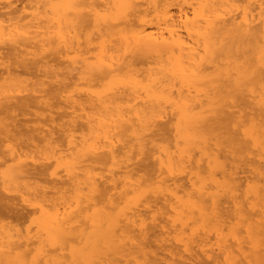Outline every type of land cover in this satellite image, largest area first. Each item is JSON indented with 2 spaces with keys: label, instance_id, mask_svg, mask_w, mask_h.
Instances as JSON below:
<instances>
[{
  "label": "bare ground",
  "instance_id": "1",
  "mask_svg": "<svg viewBox=\"0 0 264 264\" xmlns=\"http://www.w3.org/2000/svg\"><path fill=\"white\" fill-rule=\"evenodd\" d=\"M2 134L0 264H264V0H0Z\"/></svg>",
  "mask_w": 264,
  "mask_h": 264
},
{
  "label": "rangeland",
  "instance_id": "2",
  "mask_svg": "<svg viewBox=\"0 0 264 264\" xmlns=\"http://www.w3.org/2000/svg\"><path fill=\"white\" fill-rule=\"evenodd\" d=\"M54 100H55V98H54ZM32 104H33V100L27 99L25 101V103H21V104L19 103L18 106L15 108V111H13V115L16 117H14L15 120H13V126H12L11 134L16 135L17 137H21L18 141L19 142L22 141V143H24V144H28L30 142V140L28 138L29 136L34 137L32 129L35 128V126L39 124V122L36 121V119L38 117V113H41V111H42V109H39V108H37L36 105L33 104L34 105L33 106ZM10 120L12 122V119H10ZM23 134H24V137H23ZM58 135L59 134H57L56 136H58ZM4 136H5L4 134L0 135V139H2ZM147 160L148 159L140 160V162L138 163L140 165V169L147 167V165H148V164H146ZM147 162H149V160ZM142 163L145 165H141ZM142 166H144V167H142ZM244 174L248 175V173L242 174L243 180L245 178ZM43 177H45V176H43ZM0 197L2 198V196H0ZM1 198H0V220H3V219L6 221L11 220V222L13 220H17V221H15V223H17L18 222V216L17 215H19V217H21L26 212V210L21 209V205L19 206L17 204V202H18L17 199H12V200H14V201H12V200H10L11 198L10 199L7 197H5V198L3 197L2 199ZM15 216L17 219L15 218ZM1 218H3V219H1Z\"/></svg>",
  "mask_w": 264,
  "mask_h": 264
}]
</instances>
